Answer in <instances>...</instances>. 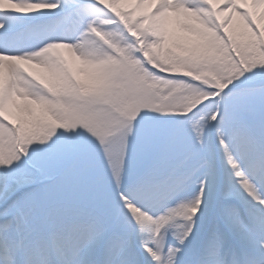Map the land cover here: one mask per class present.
<instances>
[{
  "label": "snow or ice",
  "instance_id": "snow-or-ice-1",
  "mask_svg": "<svg viewBox=\"0 0 264 264\" xmlns=\"http://www.w3.org/2000/svg\"><path fill=\"white\" fill-rule=\"evenodd\" d=\"M0 264H264V0H0Z\"/></svg>",
  "mask_w": 264,
  "mask_h": 264
}]
</instances>
